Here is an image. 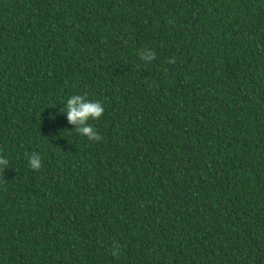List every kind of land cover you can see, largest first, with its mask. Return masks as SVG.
Masks as SVG:
<instances>
[{
    "label": "trees",
    "instance_id": "obj_1",
    "mask_svg": "<svg viewBox=\"0 0 264 264\" xmlns=\"http://www.w3.org/2000/svg\"><path fill=\"white\" fill-rule=\"evenodd\" d=\"M0 156V264H264V0H0Z\"/></svg>",
    "mask_w": 264,
    "mask_h": 264
},
{
    "label": "clouds",
    "instance_id": "obj_2",
    "mask_svg": "<svg viewBox=\"0 0 264 264\" xmlns=\"http://www.w3.org/2000/svg\"><path fill=\"white\" fill-rule=\"evenodd\" d=\"M140 58L145 61L155 59V53L148 51L141 53ZM104 110L103 104L96 99H89L86 95L72 94L65 103V111L61 112L66 115L68 122L74 125L75 131L82 136H86L90 140L99 141L101 135L89 123V120L98 118ZM50 119H55L54 115L50 114ZM9 160L6 157L0 156V166H7ZM28 164L33 170L41 168V157L37 153H32L29 156ZM118 254V249H113V255Z\"/></svg>",
    "mask_w": 264,
    "mask_h": 264
}]
</instances>
